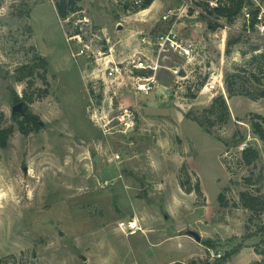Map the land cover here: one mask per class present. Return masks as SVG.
<instances>
[{
	"label": "rangeland",
	"instance_id": "obj_1",
	"mask_svg": "<svg viewBox=\"0 0 264 264\" xmlns=\"http://www.w3.org/2000/svg\"><path fill=\"white\" fill-rule=\"evenodd\" d=\"M134 1L82 0L68 23L54 0H0V111L3 125L14 127L0 148V264H264V214L239 198L244 191L264 197V142L252 127L264 126L256 117L264 116V98L245 95H257L264 83V62H250L264 51V36L208 28L201 11L217 0H158V17L133 16L125 5ZM247 1L254 9L256 0ZM170 8L180 17L177 29L201 25L199 61L222 74L225 92L197 93L199 75L174 87L168 100H141L105 83L96 105L88 84L98 52L129 55L139 37L130 32L151 19V30L167 29L174 19L160 17ZM229 24L243 28L241 14ZM76 27L82 44L66 39ZM82 47L74 59L71 51ZM37 55L47 63L46 82L42 69L17 80ZM166 63L181 60L170 54ZM226 78L234 83L231 96ZM173 80L160 74L163 84ZM219 95L226 111L211 106ZM127 106L134 124L123 129L117 117ZM24 107L41 124L26 135L14 120ZM247 147L258 151L249 163Z\"/></svg>",
	"mask_w": 264,
	"mask_h": 264
},
{
	"label": "built area",
	"instance_id": "obj_2",
	"mask_svg": "<svg viewBox=\"0 0 264 264\" xmlns=\"http://www.w3.org/2000/svg\"><path fill=\"white\" fill-rule=\"evenodd\" d=\"M141 1L135 0L134 2L140 4ZM185 1L187 3V0ZM208 3L211 6L208 11L217 8V2L208 1ZM208 11H201V14L209 19L210 27L217 25L223 30L237 29L245 34L264 36V5H261L257 0L254 9H249L247 6L243 8L241 13L243 28L241 29L234 24H229L223 18L209 14ZM177 15L175 9H168L160 19L163 23L174 19L173 22L167 29L156 32L154 36L150 33L139 32L138 42L140 45L132 49V52L127 56L116 59L111 48H108V51H106L107 49L99 51L95 59L96 67L90 74L89 83L92 84V87L95 89L96 85L101 84L103 87V84L108 83L112 86L125 88L141 100H151L152 98L168 100L175 95L174 87H181L183 83L190 82L191 79L199 75L202 78L196 89L197 93L210 96L224 93L222 74L211 71L213 70L209 67L211 64L199 61V57L202 55L198 42L194 39L184 38L175 29L176 22L180 17L173 16ZM66 39L78 44L83 43L80 34H68ZM84 53L85 49L82 47L76 52L71 51V56L76 59ZM170 54L179 58L181 63H166ZM164 72L173 77L174 85L163 84L160 81V74ZM117 118L119 126L123 129H128L134 124V113L130 106L125 107L123 114ZM99 120L102 127L107 125L103 118H99Z\"/></svg>",
	"mask_w": 264,
	"mask_h": 264
},
{
	"label": "trees",
	"instance_id": "obj_3",
	"mask_svg": "<svg viewBox=\"0 0 264 264\" xmlns=\"http://www.w3.org/2000/svg\"><path fill=\"white\" fill-rule=\"evenodd\" d=\"M82 0H54V5L57 11V14L61 20L68 19V23L70 15L80 11L81 7L79 6V2ZM154 0H142L140 4H133V7L130 8L129 5H125V10H131V12H138L140 10H143L145 8H148L151 3ZM217 8L210 9L208 12L211 15H216V17L223 18L228 23H232L241 13L243 8L246 6L247 0H217ZM212 29L217 27V25H211ZM73 34H81L80 30L76 27V29L73 31ZM238 41V39L230 40L227 42V48L225 49V52H229V46L232 43H235ZM254 60H258L260 62H264V51H260L259 53H256L252 56L250 59V62H253ZM47 63L45 59L37 55L33 57L32 61L28 64L23 65L19 69V73L17 74V80L23 81L26 78L31 77L37 69H42V73H39L40 78L43 80V82H46V69ZM252 80L254 82H259V78L257 77V73L255 70L251 71ZM226 82V88L229 93V96L232 95L234 90V83L232 81H229L227 78L225 79ZM27 84H32L31 79L27 80ZM236 84V83H235ZM259 88V91L257 95L251 96L248 93H245V95L249 96L252 100H256L258 98H264V83H259L257 86ZM45 93H48L46 89H44ZM88 92L90 95V98L94 100V103L96 105L100 104V101L102 99L103 95V87L100 84L98 86V91L96 92L95 89L92 87V84H88ZM18 96L15 95L14 100H17ZM217 105L221 110H227L226 104L224 99L221 97V95L214 98L212 105ZM24 113H14V120L17 124L18 130L26 135L32 131H35L40 127V122L38 116L32 114L28 111L27 107H24ZM256 117L262 121H264V116L256 115ZM3 119L4 115L2 111H0V148H6L8 144V140L13 132V126L12 125H3ZM199 124L203 125L202 121H198ZM252 127L254 129L255 134L259 137V139L264 142V126H262V123L260 122H253ZM242 156L243 158L249 163L251 160L256 159L258 157V151L252 147H247L242 150ZM246 181H250V179H246ZM181 186L184 188L183 181H180ZM187 192H190L189 189H187ZM195 190L200 192L198 182L195 184ZM219 200H223L222 193L218 196ZM240 201L241 205L244 208L249 209L255 214H264V197L257 195L255 193L251 192H241L240 193Z\"/></svg>",
	"mask_w": 264,
	"mask_h": 264
},
{
	"label": "crops",
	"instance_id": "obj_4",
	"mask_svg": "<svg viewBox=\"0 0 264 264\" xmlns=\"http://www.w3.org/2000/svg\"><path fill=\"white\" fill-rule=\"evenodd\" d=\"M162 2H158V0H154L152 3H151V5L148 7V8H145V9H143V10H140V11H138V12H134L133 13V16H136V17H144V16H147V17H158V10L162 7ZM165 12H163L162 14H161V16L164 14ZM148 14V15H147ZM187 17H188V15H187ZM190 17V16H189ZM185 21H187V22H189L188 21V19L187 20H184V22ZM187 24V25H186ZM185 24V26L186 27H179L178 29L176 28V25H175V29L184 37V38H186V39H194V40H196V38H198V37H200V39L199 40H197V41H199L198 42V44H199V46H200V48H202V46H204L205 44H202V41H204V37H203V33H202V30H201V25H198V24H196V26H192L191 24H190V22L189 23H186ZM190 24V25H189ZM138 26H139V28H138ZM137 26V28L135 29V30H133V31H131L130 33H132L133 34V32L135 33L136 32V34H138L139 32H144V30L145 29H147L148 31H147V33H150V35H154L156 32L155 31H153V30H157V26L156 27H154L155 26V24H154V19L152 20H150V21H148V23L147 24H145V25H138ZM143 28H142V27ZM179 26V25H178ZM141 27V28H140ZM145 27V28H144ZM208 28H210L211 29V27L210 26H207ZM125 28V27H124ZM153 28V30H151ZM161 31V30H160ZM159 32V31H158ZM139 38V37H138ZM138 38H137V41L135 40H133V42H132V44H131V50L132 49H134L135 47H138V45H140V43L138 42ZM202 44V45H201ZM201 54H202V57H203V53L201 52ZM120 57V56H119ZM208 65V64H207Z\"/></svg>",
	"mask_w": 264,
	"mask_h": 264
},
{
	"label": "water",
	"instance_id": "obj_5",
	"mask_svg": "<svg viewBox=\"0 0 264 264\" xmlns=\"http://www.w3.org/2000/svg\"><path fill=\"white\" fill-rule=\"evenodd\" d=\"M208 66H209V64H208ZM21 103H19V104H17L15 107H14V111L17 109V110H20V107H21Z\"/></svg>",
	"mask_w": 264,
	"mask_h": 264
},
{
	"label": "bare ground",
	"instance_id": "obj_6",
	"mask_svg": "<svg viewBox=\"0 0 264 264\" xmlns=\"http://www.w3.org/2000/svg\"><path fill=\"white\" fill-rule=\"evenodd\" d=\"M132 228L136 227L137 226V223H134V224H131L130 225ZM139 228V227H138Z\"/></svg>",
	"mask_w": 264,
	"mask_h": 264
}]
</instances>
